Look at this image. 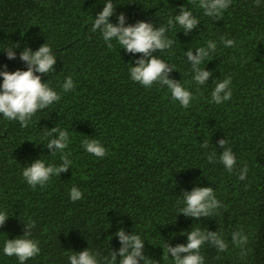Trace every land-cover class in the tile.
Here are the masks:
<instances>
[{
	"label": "trees",
	"instance_id": "16d2710c",
	"mask_svg": "<svg viewBox=\"0 0 264 264\" xmlns=\"http://www.w3.org/2000/svg\"><path fill=\"white\" fill-rule=\"evenodd\" d=\"M106 2L0 0V71L4 65L9 72L27 70L20 52L25 47L35 52L47 43L57 57L55 72L37 75L61 95L26 128L0 114V211L10 216L0 227V264H19L3 253V246L23 235L22 220L35 221L30 238L41 249L25 264H70L73 252L88 247L110 257L121 246L115 235L120 228L145 241V264H174L163 256L165 243L186 244L181 233L195 228L218 231L229 242L226 252L205 244V264H264V0L259 7L255 0H232L220 20L204 16L192 0H112L113 24L124 13L125 26L137 21L166 26L181 6L200 21L188 35L180 26L168 31L175 41L172 50L154 54L175 65L169 78L196 97L187 109L173 101L166 86L147 89L130 79L129 69L142 54L127 53L115 41L109 50L99 31H90ZM221 36L233 39L234 46L225 47ZM208 40L217 43V51L201 68L213 75L197 85L185 52L193 49L195 55ZM9 48L15 59L7 58ZM69 76L75 88L63 92ZM228 76L232 98L210 103L216 83ZM57 125L69 132L66 152L72 165L33 190L22 169L39 158L46 166L61 163L60 153L51 155L45 147L53 137L44 133ZM85 139L98 140L108 154L100 159L87 153ZM221 139L236 156L231 174L207 160L214 152L219 161L225 150ZM203 141L208 148L201 147ZM245 164L247 178L241 181L238 173ZM72 186L83 193L81 200L71 201ZM195 187H213L224 205L218 214L199 221L177 215L183 206L178 197ZM241 228L250 238L251 252L244 260L231 244V233Z\"/></svg>",
	"mask_w": 264,
	"mask_h": 264
},
{
	"label": "clouds",
	"instance_id": "9594fccd",
	"mask_svg": "<svg viewBox=\"0 0 264 264\" xmlns=\"http://www.w3.org/2000/svg\"><path fill=\"white\" fill-rule=\"evenodd\" d=\"M192 3L203 11L204 16L220 20L232 4V0H192ZM260 3L261 0H255L257 7L260 6ZM115 7L112 0H107L103 10L94 18L90 31L93 33L99 31L109 50L113 48V41H115L127 53L142 54L141 58L134 61L135 66H131L129 69L130 79L147 89H151L154 84L161 87L166 86L173 101H178L185 109L189 108L196 97L180 81L169 78V73L176 70L175 65L166 63L154 54L157 51L162 53L165 50H172L175 41L166 35L168 31L180 26L183 33L188 35L191 30L198 28L200 21L190 9L181 6L179 14L169 17L166 26L155 27L153 23L146 21H137L135 24L125 26L126 16L124 13H120L116 17L118 23L113 24L109 21V18L115 14ZM220 43L225 47H233L235 41L221 36ZM17 47H19L18 44L15 48ZM216 51L217 43L208 40L206 46L195 49V55H193V49L185 52L186 62H191L192 80L197 85H205L208 78L213 75L212 72L201 68V65L210 61L211 55ZM5 52L9 60L16 58L13 48H9ZM19 58L26 63L27 70L18 69L9 72L7 65H4V70L0 71V77H3V82L0 83V114L6 120L18 121L21 127L26 128L38 112L59 102L61 95L47 82H43L41 75H37V73L55 72L54 65L57 57L47 43L41 45L35 52L25 47L20 52ZM231 84V76L217 82L211 92L209 102L222 104L230 100L232 98ZM74 88L73 79L71 76L67 77L62 85L63 92L72 91ZM44 135L53 137L48 140L45 147L50 150L51 155L60 153L61 163L59 165L50 163L46 166L45 162L39 158L23 167L22 176L33 190L38 185L41 188L45 187L53 176L59 177L62 172H67L72 165V160L69 159L71 153L66 152L70 144L69 132L57 125L46 131ZM227 143V139L219 140L220 147L225 149L220 154L219 161H217L214 152L207 156V160L210 164L219 162L231 174L237 167V160L233 149L226 147ZM82 146L87 153L100 159L108 154L107 149L95 139H85L82 141ZM201 147L208 148V142L203 141ZM247 173L248 166L245 164L239 170L238 179L245 180ZM69 196L71 201L76 202L83 198V193L76 186H72ZM177 204L183 205L179 207L177 215L183 213L185 217L195 218L198 221L201 218H211L224 207L222 202L217 199L213 187H195L190 192L183 191L177 199ZM9 217L7 212L0 211V227ZM22 221L25 224L23 235L15 239H7L3 246V253L8 257H16L19 264H25L26 261L38 256L41 252L38 246L39 241L30 238L35 221ZM181 234L187 235L186 244H177L172 247L166 242L163 248V256L171 257L174 264H205L204 256L201 254V249L205 244L215 247L219 252H226L229 248V242L218 231L195 228L188 231L187 234H183V232ZM115 235L119 237L121 246L118 251L111 250L110 257L101 258L98 252H93L88 247L80 252L72 251L73 254L68 257L70 264H141V262L145 264L147 257L144 253L145 241L140 235L134 232L128 235L123 228H120ZM249 239V235L242 228L231 233V244L240 250L239 258L241 260H244L251 252V249L247 247Z\"/></svg>",
	"mask_w": 264,
	"mask_h": 264
}]
</instances>
